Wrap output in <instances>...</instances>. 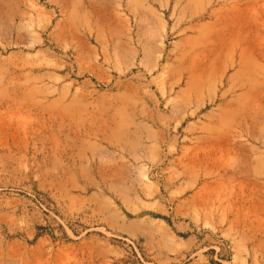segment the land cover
<instances>
[{
    "label": "rangeland",
    "instance_id": "1",
    "mask_svg": "<svg viewBox=\"0 0 264 264\" xmlns=\"http://www.w3.org/2000/svg\"><path fill=\"white\" fill-rule=\"evenodd\" d=\"M0 264H264V0H0Z\"/></svg>",
    "mask_w": 264,
    "mask_h": 264
}]
</instances>
